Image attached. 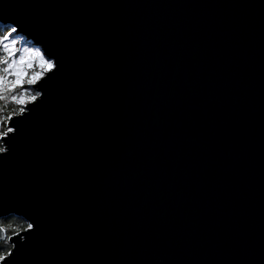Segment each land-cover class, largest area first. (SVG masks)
Listing matches in <instances>:
<instances>
[{"label":"water","instance_id":"95a60500","mask_svg":"<svg viewBox=\"0 0 264 264\" xmlns=\"http://www.w3.org/2000/svg\"><path fill=\"white\" fill-rule=\"evenodd\" d=\"M62 52L0 160L25 264H264V0H0Z\"/></svg>","mask_w":264,"mask_h":264},{"label":"snow or ice","instance_id":"6c2138e0","mask_svg":"<svg viewBox=\"0 0 264 264\" xmlns=\"http://www.w3.org/2000/svg\"><path fill=\"white\" fill-rule=\"evenodd\" d=\"M0 12V160H6L34 117L49 104L52 86L65 72L62 52L19 19ZM24 200L0 198V264H25L40 229Z\"/></svg>","mask_w":264,"mask_h":264},{"label":"trees","instance_id":"16d2710c","mask_svg":"<svg viewBox=\"0 0 264 264\" xmlns=\"http://www.w3.org/2000/svg\"><path fill=\"white\" fill-rule=\"evenodd\" d=\"M0 243H2V242H0Z\"/></svg>","mask_w":264,"mask_h":264}]
</instances>
